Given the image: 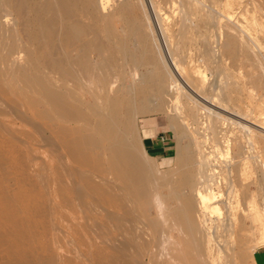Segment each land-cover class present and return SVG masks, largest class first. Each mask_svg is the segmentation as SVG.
Returning <instances> with one entry per match:
<instances>
[{
    "label": "rangeland",
    "instance_id": "obj_1",
    "mask_svg": "<svg viewBox=\"0 0 264 264\" xmlns=\"http://www.w3.org/2000/svg\"><path fill=\"white\" fill-rule=\"evenodd\" d=\"M44 2L16 0L17 58L0 59V264L118 263L119 252L83 220L75 186L62 176L61 161L48 143L65 153L68 134L61 126L73 125L61 123L59 115L67 107L87 111L93 82L106 76L112 96L135 75L142 88L151 84L143 88H148L145 99L143 89L142 100L138 93L134 97L142 101L133 102L139 107L135 119L123 110L133 150L144 164L143 173L137 171L141 176L135 172L137 184L128 188L127 206L149 232L151 259L146 253L142 263L175 264L177 257L190 255L184 264H254V252L264 248V0H144L146 9L140 6L139 12L147 10L154 27L146 43L133 23L121 21L125 15L119 8L103 14L108 20L85 21L87 31L92 22L100 25L86 50L104 51L95 61L73 57L75 45L64 42V27L50 38L48 27L37 24L28 11ZM92 11H86L90 18ZM117 14L121 17L111 22ZM26 20L32 25L23 26ZM43 20L47 25L57 20L47 6ZM192 65L208 73L206 88L193 89L195 100L180 97L178 88L182 81L190 84ZM159 66L173 77L159 75ZM36 79H43L38 89L27 95L19 91L33 80L36 85ZM194 102L209 108H195ZM181 111L205 152L209 191L197 182L198 149ZM132 119L136 126L129 124ZM144 129L173 138L169 164L144 153ZM206 196L211 200L203 205Z\"/></svg>",
    "mask_w": 264,
    "mask_h": 264
},
{
    "label": "bare ground",
    "instance_id": "obj_2",
    "mask_svg": "<svg viewBox=\"0 0 264 264\" xmlns=\"http://www.w3.org/2000/svg\"><path fill=\"white\" fill-rule=\"evenodd\" d=\"M44 1L45 2L43 6H32V8H29L28 12L37 19V24H39L41 28L46 29V27H48L50 38L52 37L53 31L64 27L66 29L64 42L69 45H75L74 50L72 49L73 57L79 58L81 60L95 61V59L92 58L94 56L99 57L101 53L104 52L101 49L96 53L86 52L88 46H90L94 40H96L100 30V25L97 22H92L91 26H88L89 30L87 31L84 27V25H86L85 21L88 22L96 18L108 20L109 17L106 18L104 15L115 13L117 10H119V8L124 9L125 15L121 21L124 24L133 23L135 25V30L138 33L140 31L141 33L139 38L141 39L142 43H146L147 41L150 42V39H153L154 37V35H152V32L154 31L152 28L154 27H151L150 25L151 17L148 15L147 10L146 12L143 11L144 13L141 14V10L146 9L145 5L147 3L144 2V0H84L82 6L80 5L81 0ZM151 5L153 4L151 3ZM46 6L57 17V20H51L48 25L46 24V21L43 20V15L46 14ZM90 6H92V8ZM140 6L143 7H141V10ZM88 9L94 10L92 11L91 18L90 16H87L86 11H88ZM139 10L141 12H139ZM74 17H80V19L73 23L72 19ZM116 17L121 16L117 14L113 17H110V21H116ZM32 23L33 21L26 20L22 24L23 26H30ZM145 25L147 26L146 29H148L149 33H146V30L144 31ZM18 26L19 21L16 0H0V59L17 58V56L15 57V54L17 52L16 41L18 40ZM120 26L123 27V24L121 23ZM155 40L156 39L153 41L154 44H152L154 47H157L158 42H155ZM80 52L83 53L80 55ZM86 57L88 59H86ZM84 69L85 65L82 67V71H84ZM158 69H160V71L162 70V72H159V75L163 73L161 76L168 72L166 70V72H163V69L160 66ZM168 75L171 78L174 74L171 76L170 72H168ZM135 76H133L132 80H130L129 83L124 86V89L119 90L117 94L112 96L110 94L112 92L113 86L111 83L108 84V79L106 76L101 78V83L100 81L99 83L93 82L94 85L90 91L91 99L86 103L88 106L87 111L84 109L70 110L67 107L65 109L62 108L63 112H61L59 115L63 119L62 120L59 117L61 119V123L65 124L66 122L73 125L70 127L68 126L69 124H62L63 126H61L62 131L68 134V137L66 136L67 138L65 141V147L67 148L65 153L57 152V148L52 141L48 143V148L51 150L50 153H55L57 160L61 161L60 170L62 176L69 179L75 186V193L79 201V208L83 214L82 216H84L83 220H85V222L90 225L92 231L95 234L104 235L106 238V243L110 248H113L119 252L117 256L119 261L117 264H144L142 262L146 256V253L149 254L151 259L149 252L151 245H149V241H147L150 239L149 232L144 226H140V221L137 218H134L131 212L127 210V206H129L128 188L130 186L132 187L134 184H137L135 180V172L136 175L138 174L137 176H141V173H137V171L140 169L138 172L143 173L142 169L144 164H142V159H140V157H138L133 150V142L127 134V129L129 127V129H131V125H129L127 128L126 121L131 119L134 113L137 115V111L139 110V107L138 110L137 107L134 108L133 102L136 100H134V97L136 96L137 98V95L140 93L141 89L144 87L149 88L151 85L148 84L147 86L146 83V86L144 85L142 88L143 85L135 83ZM169 76L167 78H169ZM190 78V84L192 85L182 81L183 87H178L180 89L179 94L181 93L182 95L186 96L190 95V97L195 100L196 98H194L195 94L193 89L194 87L202 89L206 88L208 83V73L206 70H204V68L197 65H192ZM165 79H163L164 82ZM40 80L41 79H36V85L35 81L33 80L29 86L25 84L20 86L19 91L25 95L29 94L31 91H33V89L36 88V86L40 87L41 84H43V79L42 82ZM159 81L160 80H158V82ZM163 81L161 79L160 82L163 83ZM177 81L173 82L174 85H181V83H178ZM166 82H168V80ZM156 83L157 82H155V84ZM159 85L161 86V84ZM166 86L163 87L166 89ZM158 87L159 86L157 85L156 89H158ZM162 88L160 87V89ZM164 88L162 89L163 91L160 90L162 93L165 90ZM147 89L145 88V90ZM152 89L151 91H155V89ZM145 90H141L140 93L144 94L143 97H147L145 93H142L145 92ZM148 93L149 92L146 91V94ZM140 94L139 98L142 100ZM164 94L168 95L169 93ZM145 97L143 99H145ZM139 98L136 100L135 104H137L135 106H138V104L140 106V102L142 101L139 100ZM194 103L196 105L195 108H203L204 111L209 108L208 105L205 106L203 104L202 107L199 102ZM174 104L176 105L177 103ZM174 107L172 108L175 111L177 108ZM3 108V102L0 100V111ZM123 110H126V118H128L127 120L123 117ZM135 110L137 111L135 112ZM176 113L178 114L177 110ZM184 115L185 116L181 117L183 121L182 123L185 128L190 130L189 133L194 139V143L198 149L199 159L197 161V165L199 175L197 182L198 184H205L206 191H209L211 189V179L205 152L202 151V148L195 140L197 132L192 128L186 114ZM132 118L135 119L134 116ZM131 121L135 120H130L129 124ZM132 123V126H136L134 125L136 122ZM142 149L148 157L154 160L148 154V152H146L144 146H142ZM68 157L70 158L69 160ZM183 159L184 151L180 145L176 160L180 164ZM142 192H144V190H142ZM137 193L139 194V192ZM210 200L211 198L206 196L203 200V205H207V203L209 204ZM100 216H102V218H98ZM189 222L190 219L188 217L186 218V224ZM188 230L192 229L188 227ZM189 256L190 255L187 257H177L175 259V264H184L185 262H189ZM193 260L194 258L192 259L191 263L194 262ZM51 263L55 264L56 262L54 260Z\"/></svg>",
    "mask_w": 264,
    "mask_h": 264
},
{
    "label": "crops",
    "instance_id": "obj_3",
    "mask_svg": "<svg viewBox=\"0 0 264 264\" xmlns=\"http://www.w3.org/2000/svg\"><path fill=\"white\" fill-rule=\"evenodd\" d=\"M153 134L147 130H143L142 138H144L143 146L152 158L159 159L163 164H169L168 158L174 149L173 138L152 136ZM153 158V159H154ZM254 264H264V248H258L253 254Z\"/></svg>",
    "mask_w": 264,
    "mask_h": 264
}]
</instances>
